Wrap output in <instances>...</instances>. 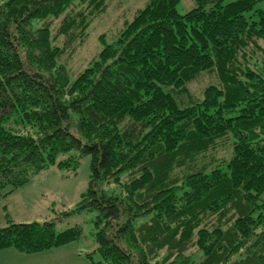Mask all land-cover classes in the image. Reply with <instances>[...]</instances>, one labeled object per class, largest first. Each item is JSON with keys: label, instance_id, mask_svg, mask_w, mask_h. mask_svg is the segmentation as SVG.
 Masks as SVG:
<instances>
[{"label": "trees", "instance_id": "16d2710c", "mask_svg": "<svg viewBox=\"0 0 264 264\" xmlns=\"http://www.w3.org/2000/svg\"><path fill=\"white\" fill-rule=\"evenodd\" d=\"M105 1L81 0L56 36L51 18L75 0H0V192L90 156L88 190L65 216L96 214L93 264H264V67H251L264 56L263 0H194L184 15L181 0H150L72 81L64 48ZM202 72L219 84L182 106L173 92ZM229 141V160L170 179ZM82 234L9 220L0 252Z\"/></svg>", "mask_w": 264, "mask_h": 264}, {"label": "rangeland", "instance_id": "374dc122", "mask_svg": "<svg viewBox=\"0 0 264 264\" xmlns=\"http://www.w3.org/2000/svg\"><path fill=\"white\" fill-rule=\"evenodd\" d=\"M231 3L237 0H224ZM150 0H106L104 10L96 9L88 13L93 22L83 33L75 32L67 48H64L60 62L69 70L71 80L74 81L85 69L91 67L99 59L104 43L114 41L124 29L126 23L131 22L136 13L144 9ZM81 0L74 3L59 17H52V31L57 36V28L66 16L74 15L86 4ZM196 6L194 0H181L178 6L180 14L184 15ZM257 9L264 10V0L257 4ZM83 11V10H81ZM90 22V23H91ZM41 24V23H40ZM57 45L63 46V36L57 37ZM264 47V43H263ZM258 64H252L254 70L264 67V56H257ZM219 78L215 73L202 72L188 84L186 93L173 92L182 106H190L202 99L203 91L209 85H218ZM218 143L217 147L207 154L184 161L183 165L173 170L171 180L184 173H192L199 169L206 170L220 164L224 159L229 160L232 151V141ZM90 156L81 159L76 172L52 167L37 175L25 186L5 196L0 192V227L8 225L9 220L15 223H45L55 221L57 232L80 227L82 236L67 245L39 253H23L14 249L0 252V264H93L89 254L97 249L95 213L81 212L65 216L80 202L82 195L88 190L91 170ZM264 200V196H263ZM94 259L100 260L99 255Z\"/></svg>", "mask_w": 264, "mask_h": 264}]
</instances>
